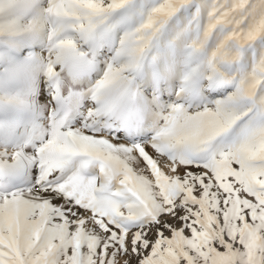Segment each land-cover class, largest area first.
Segmentation results:
<instances>
[{
    "label": "snow or ice",
    "instance_id": "6c2138e0",
    "mask_svg": "<svg viewBox=\"0 0 264 264\" xmlns=\"http://www.w3.org/2000/svg\"><path fill=\"white\" fill-rule=\"evenodd\" d=\"M0 264H264V0H0Z\"/></svg>",
    "mask_w": 264,
    "mask_h": 264
}]
</instances>
